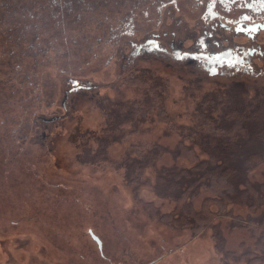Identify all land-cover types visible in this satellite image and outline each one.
Here are the masks:
<instances>
[{"label":"rangeland","instance_id":"1","mask_svg":"<svg viewBox=\"0 0 264 264\" xmlns=\"http://www.w3.org/2000/svg\"><path fill=\"white\" fill-rule=\"evenodd\" d=\"M106 17L97 7L64 31L43 28L44 56L0 52V264H224L210 230L194 236L169 214L158 175L191 166L177 149L205 94L245 85L264 98V77H213L160 54L132 61ZM71 78L90 89L68 93ZM152 146L163 148L155 167L136 171L127 161ZM252 174L264 180V164ZM225 236L236 252L251 241Z\"/></svg>","mask_w":264,"mask_h":264},{"label":"flooded vegetation","instance_id":"2","mask_svg":"<svg viewBox=\"0 0 264 264\" xmlns=\"http://www.w3.org/2000/svg\"><path fill=\"white\" fill-rule=\"evenodd\" d=\"M97 7L106 20L115 16L109 34L130 38L132 61L160 54L213 77H264V0H0V52L29 58L38 48L44 56L43 28L64 31ZM70 83L68 93L91 87Z\"/></svg>","mask_w":264,"mask_h":264},{"label":"trees","instance_id":"3","mask_svg":"<svg viewBox=\"0 0 264 264\" xmlns=\"http://www.w3.org/2000/svg\"><path fill=\"white\" fill-rule=\"evenodd\" d=\"M246 89L233 85L203 96L192 125L182 128L177 149L191 166L163 169L157 182L161 197L174 201L173 219L185 223L194 236L210 230L224 264L264 261V180H254L252 174L264 164V98H248ZM144 148L127 161L139 172L155 167L163 152ZM203 190L207 195L198 208L195 201ZM231 230L248 231L250 244L242 242L237 252L226 249L225 232Z\"/></svg>","mask_w":264,"mask_h":264},{"label":"water","instance_id":"4","mask_svg":"<svg viewBox=\"0 0 264 264\" xmlns=\"http://www.w3.org/2000/svg\"><path fill=\"white\" fill-rule=\"evenodd\" d=\"M92 237L98 242L99 246L101 247L102 243H101L100 239L97 236L93 235V234H92Z\"/></svg>","mask_w":264,"mask_h":264}]
</instances>
